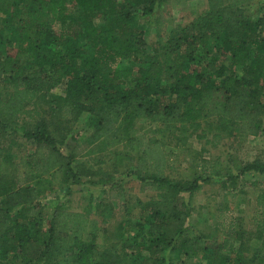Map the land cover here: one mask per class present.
I'll return each mask as SVG.
<instances>
[{
	"label": "trees",
	"instance_id": "trees-1",
	"mask_svg": "<svg viewBox=\"0 0 264 264\" xmlns=\"http://www.w3.org/2000/svg\"><path fill=\"white\" fill-rule=\"evenodd\" d=\"M242 1L206 0L148 51L141 18L157 0H0V264L14 254V264H166L169 254L201 256V264H264V209L254 228L229 221L216 234L190 235L183 193L219 169L197 160L200 173L175 182L162 172L161 145L177 128L197 138L213 123L246 136L264 131V4L253 17ZM58 85L64 93L49 97ZM67 113L94 117L84 161L72 151L74 135L54 134ZM31 114L36 121L20 125ZM138 120L150 121L154 135L139 130ZM19 135L33 148L15 155ZM108 152L111 171L103 166ZM123 159L160 190L129 204L112 175ZM249 170L264 173V164L241 168ZM86 176L112 189L119 219H103L108 204L82 212L60 203L48 209L41 200L55 179L73 184Z\"/></svg>",
	"mask_w": 264,
	"mask_h": 264
},
{
	"label": "rangeland",
	"instance_id": "rangeland-1",
	"mask_svg": "<svg viewBox=\"0 0 264 264\" xmlns=\"http://www.w3.org/2000/svg\"><path fill=\"white\" fill-rule=\"evenodd\" d=\"M240 4L255 17L258 14L259 6L264 4V0H243ZM205 8L206 0H157L150 12L151 14L141 18V25L148 32L146 36L147 50H152V40H163L174 25L201 13ZM63 93V86L58 85L48 95L52 98ZM38 103L39 106L42 105L41 101ZM29 106L31 107V105ZM65 115V119H62L61 122V129L55 130L54 134L64 135L67 137L66 139L74 135L76 140L71 144L72 151L78 160L84 161L87 156H84L83 153L87 144L86 140L94 128V117L72 113ZM37 116V114L22 115L20 125L31 126L36 121ZM136 127L146 132L147 136L154 135V126L150 121L138 120ZM18 131L21 132L20 129ZM236 132L234 126L227 130L217 131L214 129L213 123L211 130L206 132L205 137L197 138L196 133L184 134L177 128L161 145L167 159L162 172L172 182L190 180L198 175L199 169L193 166L197 160L219 169V175L212 177L208 182L201 183L193 192L183 193L189 205V215L185 223L188 228L187 233L190 235H213L226 228L230 222H233V227H241L245 231L248 228H254L255 222L252 221V218L262 214L260 211L264 209V173L251 170L241 172V168L248 162L264 164V131L258 136L240 135ZM182 135H188L183 144L177 139ZM16 141L18 146L13 145L11 148L15 155L21 152H18L19 149L29 152L33 148L30 143L20 138V135ZM114 156L109 152L107 153V161L103 165L105 169L109 168L110 171L113 169ZM134 162L127 159L118 161L119 166H117L116 171H112L114 181H116L114 186L117 183L122 185L123 198L129 204L148 193H155L160 190L153 181H142L131 173ZM97 178V176H86L73 184H61L59 180L55 179L54 189L41 200L48 209H52L57 203H60L68 210L82 212L99 203L108 204L110 209H105L102 205L103 219L111 224L112 221L120 217L117 212L119 200L110 197L112 189L109 186L91 183V180ZM224 188H231L232 194L226 195ZM115 189L120 190V187ZM260 195L262 198H257ZM242 238H246V233ZM236 245H238V241H236ZM169 255L166 257V264H201L202 260L201 256L195 258L181 256L180 260H172ZM17 259L15 254L10 255L7 262L14 264Z\"/></svg>",
	"mask_w": 264,
	"mask_h": 264
}]
</instances>
